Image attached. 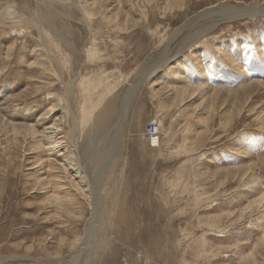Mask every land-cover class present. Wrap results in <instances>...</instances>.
I'll use <instances>...</instances> for the list:
<instances>
[{"label":"rangeland","instance_id":"rangeland-1","mask_svg":"<svg viewBox=\"0 0 264 264\" xmlns=\"http://www.w3.org/2000/svg\"><path fill=\"white\" fill-rule=\"evenodd\" d=\"M84 1L0 0V264H264V199L247 208L264 192V16L211 13L264 0L110 1L125 28ZM185 86L202 87L177 101Z\"/></svg>","mask_w":264,"mask_h":264},{"label":"bare ground","instance_id":"bare-ground-1","mask_svg":"<svg viewBox=\"0 0 264 264\" xmlns=\"http://www.w3.org/2000/svg\"><path fill=\"white\" fill-rule=\"evenodd\" d=\"M69 0H67V2H68ZM110 1H113V0H95V1H93V2H91V3H88V0H85L84 2L86 3V5L84 6V8H83V15L85 16V17H91V16H93V17H97V15H101V17L103 18V20H104V23L105 22H107V24H112L114 27H123V28H125L126 26H127V22H126V20L125 21H122V20H117L118 19V16H119V14H120V12L119 11H116V12H114L113 14H111L112 13V11L110 12H108V7H109V5H110ZM120 1L121 0H116V2L118 3L117 5H118V8L117 9H119L120 8ZM149 1L150 0H147V2L149 3ZM166 1V4H165V6H163V10H165L164 11V13H166V11H168L169 10V12H172L175 8H181L183 5H184V2L183 1H181L180 0V2H179V0L177 1V0H165ZM101 2H103L104 3V7L102 8H98L97 6H99L100 4H101ZM84 3V4H85ZM136 3V2H135ZM193 4V3H192ZM102 5V4H101ZM100 5V6H101ZM195 5V4H194ZM199 5V4H198ZM7 7H8V5H7ZM10 9V8H9ZM181 9H183V8H181ZM18 12V11H17ZM211 13H216L217 14V16H219V15H222V16H226V18L227 19H229V20H235V19H241V18H244L245 16V18H248V16L249 15H262V16H264V6H262V8L261 9H258V10H254V9H250V10H242V9H240V8H236V7H227L225 10H223V11H221V12H214V11H212ZM211 13L209 12L208 13V15H211ZM109 14H111V15H109ZM151 14V13H150ZM145 15H147V14H145ZM89 20V19H88ZM94 21V20H93ZM90 22V21H89ZM151 21L149 20V22L147 23V24H151L150 23ZM207 32V31H206ZM203 34V33H202ZM194 39V38H193ZM161 63V62H160ZM162 64H164V63H162ZM155 65V64H154ZM158 67V66H157ZM240 68V67H239ZM157 68H155V67H152L151 69H149V71L147 72V76H149V74L152 72H154L155 70H156ZM255 77V76H254ZM223 81V80H222ZM255 81V80H254ZM226 82V81H225ZM104 83V82H103ZM105 84V83H104ZM107 84H109V83H107ZM218 84V83H217ZM260 84V86L259 87H261V85H263V83H259ZM110 85V84H109ZM258 85V84H257ZM106 86V85H105ZM253 86H256V84H246L245 86H243L242 88L240 87L239 89H237L236 91H235V95H234V97H235V104L236 103H240L239 104V107H237V108H235L234 107V109H232L236 114H239V113H241V110H242V106L244 105V104H246L245 102L246 101H248V99L251 97V95L253 94V92H252V87ZM99 87V86H98ZM202 87V86H201ZM201 87L200 86H194V87H190V86H188V87H183V88H181L180 89V92H177V95H176V99H177V101L180 99V102L181 101H185V100H188L189 98L190 99H192L193 97H196L195 96V94H196V91L197 90H199V89H201ZM191 88V89H190ZM264 89V88H263ZM101 90H103V89H101ZM105 90V89H104ZM190 91V94H189V96H188V98H186L185 97V95H184V93L185 92H187V91ZM243 92V93H242ZM103 93H104V91H103ZM102 93V94H103ZM199 93V92H198ZM202 93V92H201ZM210 93V92H209ZM208 93V94H209ZM99 94H100V92H99ZM220 93H219V90H214L213 91V93H211V96H210V98L208 99V101H209V107H210V109H209V111H211V113L214 111L213 109H215L214 108V106H215V103L216 102H214V99L217 97V96H220L219 95ZM231 94V93H230ZM101 96V95H100ZM198 96V95H197ZM104 97V96H103ZM55 98V97H54ZM197 98V97H196ZM196 98H194V100L196 99ZM232 98V97H231ZM243 98H245V100H242ZM173 99V98H172ZM175 99V100H176ZM255 99V98H254ZM100 100V99H99ZM218 100H220V99H218ZM252 100H253V98H252ZM103 101V100H102ZM228 101V100H227ZM232 101V100H231ZM182 102V103H183ZM207 102V101H206ZM233 102V101H232ZM92 103V102H91ZM100 103H102V102H100ZM182 103H180V104H182ZM185 104V103H184ZM208 104V103H207ZM230 105V104H229ZM95 107V106H94ZM198 106H196L195 107V109L197 108ZM52 110V109H51ZM87 110V109H86ZM91 111V110H90ZM97 111V110H96ZM211 113H210V115H211ZM49 114V113H48ZM89 114V113H88ZM86 115H87V113H86ZM209 115V116H210ZM47 116V115H46ZM94 116V115H93ZM214 116V115H213ZM233 116H234V113H232V111H230V112H228V114H227V121H229L231 118H232V120H233ZM44 117H45V114H44ZM238 117V116H237ZM210 118V117H209ZM208 119V118H207ZM257 120L259 121V124H261V128H264V114H263V111H258L257 112ZM231 121V120H230ZM230 121L228 122V123H230ZM3 122H5V121H3ZM6 124V123H5ZM1 125V124H0ZM56 125V124H55ZM2 126H3V123H2ZM6 126L8 127V128H10L11 130H12V134H13V137H15L16 139H14V141L16 140V141H19V140H17V136L18 135H23L24 137H26L27 136V134H28V132L27 131H29L30 130V132H32L31 131V129H33V127L34 126H31V125H23V124H19V123H7L6 124ZM6 126H3L2 127V131H4V130H7L8 128H6ZM162 126H163V124L160 122L159 123V127H160V129L162 128ZM57 129H58V127H56ZM58 130H60V129H58ZM9 131V130H8ZM55 131V130H54ZM161 131V130H160ZM29 132V134H31V135H34L35 134V132L33 131L32 133H30ZM146 132V131H145ZM2 133V132H1ZM7 133V132H6ZM52 133H53V131H52ZM48 136V135H47ZM34 137V136H33ZM51 137H52V135H51ZM54 139V138H53ZM52 139V140H53ZM55 141V140H54ZM52 143H53V141H52ZM58 144H60V141L59 140H57L56 139V141H55V143H53V144H50L51 146H49V148H50V151L51 152H53L54 154H56L57 153V147L59 146ZM48 148V147H47ZM64 148V147H63ZM62 149V148H61ZM59 151V150H58ZM62 151V150H61ZM66 154V153H65ZM62 154H60L59 156H61ZM67 156V155H66ZM56 158H58V156H56ZM66 158V157H65ZM59 159V158H58ZM65 160V159H64ZM56 161H57V164H58V160L56 159ZM37 162V161H36ZM56 164V163H55ZM255 164V163H254ZM50 168H52V167H50ZM64 168H66L65 167V165L64 164H61V166H58V169H62V171L64 172ZM57 171H59V170H57ZM63 172L61 173V175L63 174ZM57 174V173H56ZM55 174V175H56ZM60 173L58 172V177H60V178H58V180L60 181V179L61 178H63L64 177V175H59ZM52 177V176H51ZM88 177V176H87ZM68 178H70L69 176H68ZM57 180V179H56ZM50 181V180H49ZM48 181V182H49ZM56 182L55 183V181H54V179L53 180H51V183L53 184V186H54V191H53V193H52V195L49 197V199H54L55 200V203H56V206H57V212L58 211H61L60 210V208H62V209H65L66 211H68V209L70 208V205H71V202H72V200L71 199H68V198H70L71 197V195H72V192H66V194H65V196H62V193H63V191L60 189V187H61V183L60 182ZM42 182H45V180L43 179V180H41V179H39L38 180V184H40V183H42ZM70 184H71V186H74V187H76L75 186V183L73 184V180H70ZM47 183V182H46ZM45 183V184H46ZM50 183V182H49ZM60 184V185H59ZM55 186H56V188L57 189H55ZM49 187H47V189H48ZM82 192V191H81ZM83 193V192H82ZM77 195V194H76ZM264 199V192H260L259 193V198L258 199H256L254 202H252V203H250L249 204V206H247V208H250V207H252V205H254V203L255 204H257V203H259V202H261L262 200ZM74 201V200H73ZM64 211V210H63ZM68 212H71V211H68ZM244 212V211H243ZM60 214V213H59Z\"/></svg>","mask_w":264,"mask_h":264},{"label":"built area","instance_id":"built-area-1","mask_svg":"<svg viewBox=\"0 0 264 264\" xmlns=\"http://www.w3.org/2000/svg\"><path fill=\"white\" fill-rule=\"evenodd\" d=\"M146 135L153 147H157V140L161 137L160 127L156 121H152L147 125Z\"/></svg>","mask_w":264,"mask_h":264}]
</instances>
